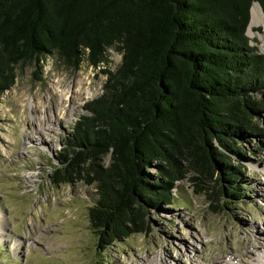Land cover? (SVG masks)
Here are the masks:
<instances>
[{
  "label": "trees",
  "instance_id": "16d2710c",
  "mask_svg": "<svg viewBox=\"0 0 264 264\" xmlns=\"http://www.w3.org/2000/svg\"><path fill=\"white\" fill-rule=\"evenodd\" d=\"M254 2L264 14V0H0V98L25 62L56 54L97 68L106 50L121 53L51 175L94 186L88 221L104 249L150 231V210L172 205L189 173L217 211L240 199L239 143L264 136V54L246 35Z\"/></svg>",
  "mask_w": 264,
  "mask_h": 264
},
{
  "label": "rangeland",
  "instance_id": "374dc122",
  "mask_svg": "<svg viewBox=\"0 0 264 264\" xmlns=\"http://www.w3.org/2000/svg\"><path fill=\"white\" fill-rule=\"evenodd\" d=\"M247 35L264 54V24ZM105 57L97 68L83 60L72 69L56 54L16 66L14 85L0 98V264H264V136L239 143L240 199L217 211L189 173L172 205L150 210V231L105 249L88 221L94 186L52 183L64 138L86 114L83 106L102 94V71L120 64L115 48ZM258 124L264 130V119ZM148 173L156 175L153 167Z\"/></svg>",
  "mask_w": 264,
  "mask_h": 264
},
{
  "label": "bare ground",
  "instance_id": "6f19581e",
  "mask_svg": "<svg viewBox=\"0 0 264 264\" xmlns=\"http://www.w3.org/2000/svg\"><path fill=\"white\" fill-rule=\"evenodd\" d=\"M263 21H264V18H263V14H262V11H261V8H260V6L258 5V4H253V6H252V8H251V20H250V23H249V26H248V28L251 30L253 27H257L258 25H260L261 23H263ZM78 87H80V86H78ZM79 89V88H78ZM68 90L69 89H67V93L69 94V92H68ZM63 91V90H62ZM61 93V92H60ZM79 93V92H78ZM62 97H63V99H66L67 100V98H68V95L66 94V93H63V95H62ZM92 97V95L90 94V92H88L87 91V93H86V98H91ZM65 101V100H64ZM64 103V102H63ZM62 103V104H63ZM59 106V105H58ZM63 108V107H62ZM67 110V109H66ZM65 110V111H66ZM65 111H63L62 112V110L60 109L59 110V115L60 114H62V116H63V113L65 112ZM58 113V112H57ZM68 114V113H67ZM46 123V122H45ZM48 128V127H47ZM42 131H44L45 129H41ZM46 131V130H45ZM44 131V132H45ZM45 136V135H44ZM32 138L36 141V140H38L37 139V137L35 136V135H33L32 136ZM40 140V142H43V140H44V137H42V136H39L38 137ZM38 141V142H39ZM3 223H4V220H2L1 219V215H0V230H1V226L3 225ZM2 224V225H1ZM3 236H5V235H3ZM6 237H8V236H6ZM6 240V238L5 239H0V241L2 242V241H5ZM260 247H262V246H260ZM220 264H228V263H226V262H221Z\"/></svg>",
  "mask_w": 264,
  "mask_h": 264
},
{
  "label": "water",
  "instance_id": "95a60500",
  "mask_svg": "<svg viewBox=\"0 0 264 264\" xmlns=\"http://www.w3.org/2000/svg\"><path fill=\"white\" fill-rule=\"evenodd\" d=\"M254 3H257V2H254ZM254 3H252V5H251V8H252V6H253V4ZM258 4V3H257ZM259 5V4H258ZM260 6V5H259ZM251 8H250V15H251ZM261 8V7H260ZM261 11H262V9H261ZM263 13V12H262ZM264 16V15H263ZM250 22V21H249ZM263 24H264V22H263ZM249 26V25H248ZM247 30H248V27H247ZM247 30H246V35H247ZM247 37H248V35H247Z\"/></svg>",
  "mask_w": 264,
  "mask_h": 264
}]
</instances>
